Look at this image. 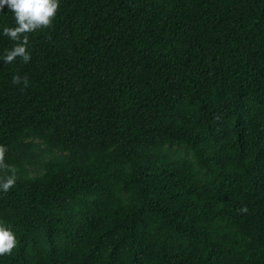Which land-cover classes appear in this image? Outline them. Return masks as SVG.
Wrapping results in <instances>:
<instances>
[{"label":"trees","instance_id":"1","mask_svg":"<svg viewBox=\"0 0 264 264\" xmlns=\"http://www.w3.org/2000/svg\"><path fill=\"white\" fill-rule=\"evenodd\" d=\"M15 26L5 5L0 264H264V0H59Z\"/></svg>","mask_w":264,"mask_h":264},{"label":"clouds","instance_id":"2","mask_svg":"<svg viewBox=\"0 0 264 264\" xmlns=\"http://www.w3.org/2000/svg\"><path fill=\"white\" fill-rule=\"evenodd\" d=\"M58 4L59 0H0V12L7 5V8L14 14L16 24L13 28H4V33L11 39L17 40L20 39V34L48 26L56 14ZM23 40L24 42L17 44L5 55V60L11 61L17 55H23L25 60L28 59L25 51L27 37L25 36ZM19 80V76L13 77V83ZM25 83H27L26 79ZM12 183L13 181L9 179L3 187L7 189ZM15 243L16 239L12 230L0 225V254L10 253Z\"/></svg>","mask_w":264,"mask_h":264},{"label":"rangeland","instance_id":"3","mask_svg":"<svg viewBox=\"0 0 264 264\" xmlns=\"http://www.w3.org/2000/svg\"><path fill=\"white\" fill-rule=\"evenodd\" d=\"M34 175V174H33Z\"/></svg>","mask_w":264,"mask_h":264}]
</instances>
